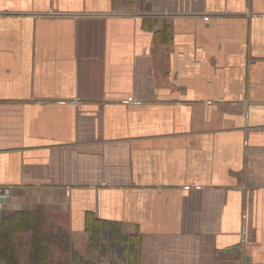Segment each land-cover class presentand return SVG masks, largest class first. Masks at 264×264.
Here are the masks:
<instances>
[{
    "label": "crops",
    "instance_id": "0c3cea01",
    "mask_svg": "<svg viewBox=\"0 0 264 264\" xmlns=\"http://www.w3.org/2000/svg\"><path fill=\"white\" fill-rule=\"evenodd\" d=\"M0 197V264H264V0H0Z\"/></svg>",
    "mask_w": 264,
    "mask_h": 264
},
{
    "label": "trees",
    "instance_id": "16d2710c",
    "mask_svg": "<svg viewBox=\"0 0 264 264\" xmlns=\"http://www.w3.org/2000/svg\"><path fill=\"white\" fill-rule=\"evenodd\" d=\"M27 212H22V211H16V212H13L12 214V217H23V216H26ZM9 232V230H8ZM60 232L61 229H60ZM7 239H8V236L6 235L5 237V244H4V241L2 240V238H0V256H4L5 258H10V252L8 251V248L6 246V243H7ZM63 241H62V236L60 235V238H59V243L61 244ZM67 248L71 249V244L70 243H67Z\"/></svg>",
    "mask_w": 264,
    "mask_h": 264
},
{
    "label": "built area",
    "instance_id": "2783aa9c",
    "mask_svg": "<svg viewBox=\"0 0 264 264\" xmlns=\"http://www.w3.org/2000/svg\"><path fill=\"white\" fill-rule=\"evenodd\" d=\"M2 204H1V202H0V214L2 213Z\"/></svg>",
    "mask_w": 264,
    "mask_h": 264
},
{
    "label": "water",
    "instance_id": "95a60500",
    "mask_svg": "<svg viewBox=\"0 0 264 264\" xmlns=\"http://www.w3.org/2000/svg\"><path fill=\"white\" fill-rule=\"evenodd\" d=\"M7 199H3V197H0V201L4 202L6 201Z\"/></svg>",
    "mask_w": 264,
    "mask_h": 264
}]
</instances>
